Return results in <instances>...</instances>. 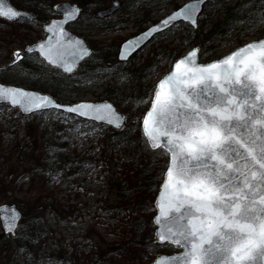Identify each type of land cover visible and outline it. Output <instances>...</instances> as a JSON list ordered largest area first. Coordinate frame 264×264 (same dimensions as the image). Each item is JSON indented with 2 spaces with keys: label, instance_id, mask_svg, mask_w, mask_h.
I'll use <instances>...</instances> for the list:
<instances>
[{
  "label": "snow or ice",
  "instance_id": "obj_1",
  "mask_svg": "<svg viewBox=\"0 0 264 264\" xmlns=\"http://www.w3.org/2000/svg\"><path fill=\"white\" fill-rule=\"evenodd\" d=\"M205 2L195 0L126 41L119 58L127 61L177 21L196 26ZM79 12H66L65 22ZM24 15L0 0V17L17 20ZM48 31L57 39L39 45L41 56L72 72V63L83 59L87 49L79 40L65 43L61 37L66 33L55 22ZM198 52L174 62L142 117L145 146L170 160L158 189L157 207L166 224L159 239L185 249L164 264H257L264 260V40L207 65L198 64ZM0 100H10L26 113L64 108L82 117L94 114L92 119L108 124L120 119L111 104L64 106L49 95L16 88L0 87Z\"/></svg>",
  "mask_w": 264,
  "mask_h": 264
},
{
  "label": "trees",
  "instance_id": "obj_2",
  "mask_svg": "<svg viewBox=\"0 0 264 264\" xmlns=\"http://www.w3.org/2000/svg\"><path fill=\"white\" fill-rule=\"evenodd\" d=\"M11 1L28 10L38 11L44 21H46L45 16L41 12L44 8L40 6L52 4V0ZM75 1L81 3L83 9L90 5H103L100 0ZM212 11L219 12L218 18L212 19L210 16ZM199 18H204L203 26L201 25L199 29L188 27L186 34L179 37L176 42H180V45L186 49L199 46L200 60L208 61L219 48L217 43L223 35L234 31H247L260 27L264 23V0H209L204 5ZM22 21H14L10 24ZM7 24L9 23H5ZM102 25L107 26L109 30L115 29L109 23ZM162 35L153 39L150 44ZM23 40L25 38L19 42ZM104 43L102 47H97L91 42L93 51L88 60L80 64V67L84 68L81 76L83 80L110 77L115 86L120 82H128L127 90L123 92L121 99L122 110L126 113L123 128L113 130L58 112H49L58 120L71 119L72 125L79 124L82 130L97 128L100 136L98 150L94 152L90 147L81 153L70 155L65 147L63 128H57L59 121H55L49 131L56 134L53 136L54 140L47 144L46 153L39 152L38 148L34 153L30 147H27L23 157L30 159L27 167L33 168L37 165L42 167L44 172L52 167L46 173L44 181L54 183L60 176V179L66 181L74 176H79L81 181H88V173L94 171L97 176H102L107 191L115 193L116 199L113 204L108 203L105 196L99 198V214H104L109 220L116 221L108 227L111 231L118 229V234L110 242H103V246L98 244L95 237L85 236L89 242L87 252L80 253L81 264H148L157 254H170L177 251V248L168 243L160 244L153 241L154 198L162 180L161 173L165 171V165L168 164V155L160 154L159 151L150 150L145 146L141 120L154 90V84L149 83L150 78L162 64L171 65L183 51L178 47L160 44L154 47L151 55L145 57L139 65H134L136 56L126 63L119 64L115 60L118 42L113 43L110 39H106ZM10 66L28 77L31 83L30 89L41 91L51 89L58 99L60 98L57 95L60 92L78 87L80 83V80L77 82L72 79L73 75L66 76L57 70H52L37 55L26 54L24 51ZM38 67L46 68L51 74L40 73L35 69ZM49 131H40V139H43L44 144L47 143ZM35 143H38L36 139ZM37 173L41 172L28 171L26 175L33 180L32 177H36ZM62 191L66 192L65 186ZM27 204H29L27 212L24 206L20 205L22 219L15 236H6L0 231V264H17L13 258V248L15 251H20L26 264H43L46 260H49L51 264H56L62 259L69 264H77L71 257H66L62 251L53 253L45 246L46 239L50 235L45 231V214L51 215L58 228H63L80 216L78 209L61 202L55 193L46 189H39V193ZM95 234L103 239L100 234ZM11 240L14 241V246ZM74 253H77L76 249ZM59 256L61 258H58Z\"/></svg>",
  "mask_w": 264,
  "mask_h": 264
},
{
  "label": "rangeland",
  "instance_id": "obj_3",
  "mask_svg": "<svg viewBox=\"0 0 264 264\" xmlns=\"http://www.w3.org/2000/svg\"><path fill=\"white\" fill-rule=\"evenodd\" d=\"M57 1L61 0H52V3ZM100 1L105 5L106 3L108 4L110 0ZM117 1L120 7L115 13L114 18L108 21L115 29L109 30L105 25L96 24L92 12L98 10V7L100 8L101 6L90 5L83 9L84 12L82 17L77 22V25L71 27L70 30L82 36L84 39L89 40L90 43H95L97 47H102L106 39H110L113 43H119L121 40L138 32L139 29L146 27L153 21L168 14L175 5H180L188 0ZM135 1H137V3H134ZM46 11L47 10H41L46 21L36 20V22L32 23L18 22L16 24H10L11 22H5L0 19V83L30 89L31 83L28 77L25 74H20L18 70L13 69L10 64L19 58V55L24 49V45L26 46L44 37V23L51 17ZM210 16L212 19L218 18L219 12L212 11L210 12ZM203 19L204 18H198L196 29H199L201 25L204 24L205 21ZM4 22L9 24L5 25ZM187 29L188 25L184 23H178L173 26L170 30L165 32L161 38L149 44L139 52L136 55L134 65H139L145 57L151 55L152 49L160 44L169 47H178L184 53L187 49L183 48L180 42H176V40L179 37H183ZM260 34H264V23L260 27H254L247 31L240 30L238 32L234 31L223 35L217 43L219 48L210 60L229 53L236 46L255 39V37L257 38ZM24 38L25 40L21 42L22 45L19 41ZM169 68L170 65L162 64L150 78L149 83L154 84ZM35 69L42 74H51L46 68L38 67ZM82 70H84V68L79 66L77 71L72 74L73 80H80L78 87L71 90L66 89L57 95L61 101L76 102L79 100L99 101L108 99L113 102L119 110L123 111L121 99L123 92L127 90L128 82H120L115 86L110 77L83 80V76H81ZM56 78L58 79V76H56ZM47 92L52 93V90L49 89ZM55 121H59L57 128H63V132L65 133V147L70 155L81 153L83 150L90 147L93 148L94 152L98 150V140L100 136L97 128L82 130L81 125H72L71 119L58 120L54 115L48 112L24 117L16 109H12L5 104H0V204L15 203L20 210V205H23L27 212L29 211V204L27 203L39 193V189H46L55 193L56 197L60 199L61 202L76 207L80 212V216L69 222L67 226L63 228H58L51 215L48 213L45 214V231L50 234L49 238L46 239L47 243L45 246L53 253L62 251L66 257H71L74 262L81 264L82 259L80 253H85L88 249L89 241L85 239V236L95 237L100 246H103L106 242H110L117 236L118 229L111 231L108 227V225L116 221H111L104 214H99V198L105 196L106 201L113 204L116 195L112 191H107L103 184L102 176H97L94 171L88 173V181H81L79 176L70 177L71 179L66 181L60 179L61 176L58 174L60 177L53 183L44 181L46 180V173H48L52 167L45 172L42 170V167H38L37 165H34L33 168L27 167L30 159L23 157L27 147H30L34 153L36 148L39 149V152L46 153L48 148L47 144L54 140L53 136L56 134L55 132L49 131ZM42 130L49 131L47 133L46 144H44L43 139H40V131ZM37 135L39 139H37ZM35 136L37 137L35 138ZM35 139L38 143H35ZM48 154L49 153H47V155ZM28 171H40L41 173L36 174L38 179L32 177L33 180H30V176L26 175ZM64 186L66 187V192L62 191ZM70 196L74 197L72 198ZM95 233L100 234L103 239L97 237ZM11 244L14 246L13 240H11ZM42 246H44L43 243ZM75 249L77 253H74ZM12 250L14 252V262L17 264H26L23 257H21L20 251H15V248ZM58 258L61 257L59 256ZM43 264L51 263L49 260H46ZM56 264L69 263L62 259V261L58 260Z\"/></svg>",
  "mask_w": 264,
  "mask_h": 264
},
{
  "label": "water",
  "instance_id": "obj_4",
  "mask_svg": "<svg viewBox=\"0 0 264 264\" xmlns=\"http://www.w3.org/2000/svg\"><path fill=\"white\" fill-rule=\"evenodd\" d=\"M209 0H206V2H208ZM7 6L9 7H12L14 8L15 10H18L22 13H26L27 15H24L20 18L22 19H26V20H33L36 18V14L34 12H31V11H26V10H21V9H18L16 8L11 2L10 0H5ZM195 0H188V1H185L184 3L180 4L179 6H177L176 8L172 9L168 14L162 16L161 18L157 19L156 21H154L153 23L149 24L148 26H146L145 28H143L141 31L137 32L136 34L134 35H131L127 38H125L124 40H122L119 45H118V48H117V51H116V60L118 63H125L127 62L133 55L137 54L139 51L142 50V48H144L149 41H151L155 36L161 34V33H156L152 39L148 40L147 42L143 43V45L137 49L129 58L127 61H123L119 58V52L121 50V46L128 40L130 39H133L135 37H138L140 36L143 32H146L148 29L152 28L154 25H156L157 23H159L160 21H162L163 19H165L166 17H168L169 15L173 14L175 11H177L179 8L185 6V5H188V4H191V3H194ZM205 2V3H206ZM202 4L200 6V11L197 13V20H198V17L200 15V13L202 12L203 10V6L205 5ZM119 3L117 0H110L109 2V5L105 8H102V9H98V10H95L93 12V16L94 17H97V18H104L106 16H109L111 15L113 12H115L116 10L119 9ZM73 8H78L80 10V8L78 7V5L76 3H73V2H70V1H62V2H58L56 3L54 6H53V9L55 12L59 13L60 14V17L58 18H52L49 20V23L46 24L43 28L44 30V33H45V37L41 40H38L34 43H31V44H28L26 47H25V52L27 54H36L47 66L51 67V68H55L57 70H59L62 74L64 75H71L73 72L76 71V69L78 68L79 64L81 62H83L86 58H88L92 52V49L91 47L87 44V41L80 35H77L73 32H71L70 30H68L66 28V25L70 22H74L76 21L79 16H80V12L79 14L77 15V17L74 19V20H69L68 22H65V19H66V12L68 11H71ZM81 11V10H80ZM0 19H3V20H6V21H14V20H8L6 18H3V17H0ZM53 22H55L59 27L63 28L64 32L66 33V38L65 37H61V39H64L65 40V43H67V40L70 39L73 43H75L77 40L81 41V45L80 47L82 49L86 48L87 49V52L84 54V58L83 59H79L77 58L75 60L74 63H72V67H73V71L72 72H64L63 68L62 67H58L56 64H49L47 60L44 59L43 56H41L40 54V49H39V45L40 44H47L49 39L51 38L52 41H53V44H55V41H56V37L53 36V34L51 32L48 31V29L50 27L53 26ZM178 23H184V24H187L189 27H191L192 29H196L197 28V25L196 26H193L190 22H187V21H183V20H180V21H177L174 25L178 24ZM173 25V26H174ZM171 28V27H170ZM170 28L168 29H165L164 31H167L169 30ZM163 31V32H164ZM261 40H264V37L262 38H259V39H255V40H251L249 42H246L242 45H239V46H236L232 51H230L229 53L225 54V55H222L218 58H215V59H212V60H209V61H200L199 60V52H198V57H197V62L199 65H207L211 62H215V61H219L220 59L222 58H226L228 55L232 54L233 52H235L237 49L241 48V47H244L246 46L247 44L249 43H256V42H259ZM31 48L32 51L29 52L28 49ZM196 49H199V46H193L191 47L190 49L186 50L182 55H180L179 57H177L171 64L169 70L163 75L161 76L156 82H155V86H154V89L156 88V86L158 85V83L160 82L161 79H163L166 75L170 74L173 70H174V62L179 60L180 58H184L186 56H188L193 50H196ZM0 87L2 88H16V89H20L21 91H27V92H35L37 94H46V95H49L50 97H53L55 102L61 104V105H64V106H74L78 103H89V104H96V105H103V104H111L112 105V108L113 110L119 115L120 119L117 120V121H114L113 124H108L106 121L104 120H95V119H92L91 118V115H94V114H91L89 117H82L80 115H78L77 113H68L65 111L64 108H61V109H46V110H43V111H34V112H31V113H26L23 111L22 107H20L19 105H13L11 103L10 100H0V104H8V106L12 109H17L18 112L23 115V116H31L33 114H36V113H39V112H47V111H55V112H60L62 114H66V115H69V116H73L79 120H83V121H87V122H92L94 124H97V125H104V126H107L113 130H120L124 124H125V120H126V114L119 110L115 104L113 102H111L110 100L108 99H102V100H99V101H85V100H79V101H76V102H72V103H68V102H63V101H60L59 99H57L52 93L50 92H47V91H40V90H33V89H26V88H23V87H19V86H14V85H7V84H3V83H0ZM154 96V90H153V93H152V96H151V99L153 98ZM151 108V100H150V103H149V106L148 108L145 110L144 114H143V117L146 115L147 111L150 110ZM121 123V128L117 129L115 128L114 124L115 123ZM141 130H142V120H141ZM166 151V150H165ZM170 163V160H169V156H168V164ZM158 189H162V180L161 182L159 183V186H158ZM157 204H158V190H157V193H156V196L154 198V209H155V213L152 217V222H153V225H154V232H153V241L156 242V243H168V244H171L169 242H162L159 237H160V234L162 231H165L166 229V224L163 222V218L160 217V212H159V209L157 207ZM21 218H22V213L21 211L19 210V208L16 206L15 203H1L0 204V228H1V231L4 235H8V236H11L13 237L15 234H16V231H17V228L20 224V221H21ZM157 218H160L162 220V223L160 224H156L155 223V220ZM11 228V231H8V228ZM174 245V244H172ZM177 246L178 250L176 252H173L171 254H157L154 259L152 261H150L148 264H164V260L165 258H168L169 260L172 258V257H176V256H182L183 255V252L185 251V249L181 246H178V245H175ZM257 264H264V260H257Z\"/></svg>",
  "mask_w": 264,
  "mask_h": 264
},
{
  "label": "flooded vegetation",
  "instance_id": "obj_5",
  "mask_svg": "<svg viewBox=\"0 0 264 264\" xmlns=\"http://www.w3.org/2000/svg\"><path fill=\"white\" fill-rule=\"evenodd\" d=\"M62 1H70V2H73V3H76L77 5H78V7L80 8V16H79V18L76 20V21H74V22H70V23H68L67 25H66V28L68 29V30H70V28L71 27H74V26H76L77 25V22L79 21V19L82 17V14H83V8H82V5H81V3H79V2H77V1H75V0H61V1H57V2H54V3H52V4H50V5H48V4H45V5H41L40 7H42V8H44V10H50V12L48 11V13H49V15L51 16L50 18H48V20H47V22H45L44 23V26L46 25V24H48L49 23V20L50 19H52V18H58V17H60V14L59 13H57V12H55L54 11V9H53V6L56 4V3H58V2H62ZM10 2L16 7V8H18V9H21V10H26V11H31V12H34L35 14H36V18L35 19H33V20H28V21H22V22H30V23H32V22H35L36 20H42L41 18V14L39 15L38 13V11H33V10H28V9H26V8H24V7H20V6H18L17 4L15 5L11 0H10ZM110 2V1H109ZM109 2H108V4L106 3L105 5H103V6H101L100 8L98 7V9H102V8H105V7H107L108 5H109ZM47 12V11H46ZM94 12V11H93ZM93 12H92V16H93ZM117 11H115V12H113L111 15H109V16H106V17H104V18H102V19H100V18H97V17H94L93 16V18H94V21L96 22V24H107L108 23V21L109 20H111V19H113L114 18V16H115V13H116ZM22 20V19H21ZM154 22V21H153ZM152 22V23H153ZM44 26H43V28H44ZM140 30H142V28L141 29H139V31ZM71 31V30H70ZM72 32V31H71ZM43 33H44V31H43ZM45 36V35H44ZM43 38V37H42ZM41 38V39H42ZM41 39H38V40H41ZM86 40V39H85ZM37 41V40H36ZM87 41V44L91 47V49H92V51H93V48H92V46H91V43H90V41L89 40H86ZM122 41V40H121ZM120 41V42H121ZM35 42V41H34ZM119 42V43H120ZM119 43H118V45H119ZM105 44V43H104ZM117 48H118V46H117ZM117 48H116V51H117ZM116 51H115V60H116ZM91 54H92V52H91ZM90 54V55H91ZM90 57V56H89ZM88 57V58H89ZM88 58H86V60H88ZM84 62V61H83ZM116 62H117V60H116ZM118 63V62H117ZM120 64V63H119Z\"/></svg>",
  "mask_w": 264,
  "mask_h": 264
}]
</instances>
